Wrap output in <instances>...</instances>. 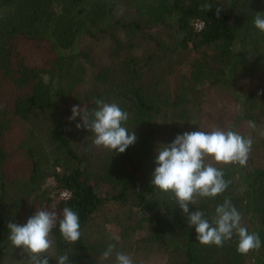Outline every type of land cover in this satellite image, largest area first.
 <instances>
[{
    "label": "trees",
    "instance_id": "obj_1",
    "mask_svg": "<svg viewBox=\"0 0 264 264\" xmlns=\"http://www.w3.org/2000/svg\"><path fill=\"white\" fill-rule=\"evenodd\" d=\"M233 2L232 6H235ZM204 4H210L212 9L209 11L202 7ZM117 8L123 9V12L135 10L136 16L123 17L117 13ZM217 9L218 5L212 0H0V179L4 158L2 141L8 122L12 118L23 120L48 110L57 111L60 106L63 114L60 112L59 119L53 124L50 140L74 167L67 173L53 171L51 177L54 195L66 191L68 198L55 200L39 188L38 167L32 161L27 183L29 194L39 208L56 211L60 217L64 207L71 208L79 215L81 230L104 202H129L146 214L151 242L165 250L168 264H246V258L251 259L253 264H264V164L244 171L239 164H215L209 158L207 162L224 172L228 187L215 198H200L196 204L189 206L190 212L201 210L205 218L212 220L216 207L229 199L241 213L242 225L249 232L257 233L261 240L260 249L247 254L237 251L238 237L235 234L222 247L200 244L195 229L188 225L185 215L172 199L173 194L161 192L152 186L157 150L153 151L150 145L155 139L163 137L164 145H167L183 132L215 129L210 124H200L203 121L201 118L198 120L197 112L181 109L180 104L185 101L182 94L176 93L170 97L157 89H150L160 84L157 79L160 73L152 77L148 85L141 82L137 85L134 79L138 81L140 73L126 68L124 74L127 82L117 87L123 102L119 107L130 111L124 126L130 132L133 130L137 141L122 154L103 148V156L96 162V177H91L109 187L108 196H101L97 183L89 182V175L84 173V158L75 152L65 138L67 127L63 117L67 111H71L69 101L72 92L71 89L66 90L69 86L61 84L60 78L72 58L69 59L62 52L68 50L78 36H108L114 44L113 53H116L120 48L114 34L117 28L141 33L142 27L160 25L172 32L169 47L166 48L164 41L156 35L142 34L145 40L153 44L156 53L163 52V56L167 57L166 53L172 50L201 51L200 60L192 67L191 73V79L198 84L196 86L209 83L211 75L215 77V73H208L203 68V57L208 49L213 52L212 61L221 64L217 68V76L226 74L231 83L238 62L233 50L235 43L258 44L259 41L251 36L248 38L250 42H247L246 32L237 33L230 16L222 11L218 14ZM194 19H201L204 23L203 29L196 34L191 30ZM39 44L48 59L41 66H36L26 61L20 48ZM253 50L257 51V46ZM154 56L152 53L147 55L145 64L153 62ZM213 81L220 82L218 79ZM258 96V91L245 93L240 98V111L233 116L230 126L224 128L252 139L249 158L254 153H264V132L254 137L246 134L249 121L258 122L260 117H264V102L259 105L256 101ZM4 99V103H1ZM92 99L91 104L82 103L88 112L97 109L95 101L101 99L100 93L95 91ZM2 104L6 106L1 107ZM125 104H129V109L124 107ZM166 107L169 108V119L163 115L165 124L155 125L154 120ZM177 119L183 123L178 124ZM9 222L23 225L15 218H0V252L4 248L3 236L9 234ZM51 238L55 250L62 253L65 240L60 234L58 222ZM72 246L76 249V256H71L70 260L87 257L88 249L81 237Z\"/></svg>",
    "mask_w": 264,
    "mask_h": 264
},
{
    "label": "rangeland",
    "instance_id": "obj_2",
    "mask_svg": "<svg viewBox=\"0 0 264 264\" xmlns=\"http://www.w3.org/2000/svg\"><path fill=\"white\" fill-rule=\"evenodd\" d=\"M212 1L218 5L220 11L230 16V21L237 29V33L246 32L247 42H250L248 38L251 36L259 41L258 44L241 45L238 41L235 43L233 50L238 62L231 83L226 74L217 76V68H220L221 64L212 61L211 49L206 50L204 54L205 67L203 68L208 73H215V77L211 75L210 82H203L199 85L200 88L191 79V73L192 67L200 60L201 51L196 53L191 50H172L171 53H166L167 57L163 56V52L156 53L157 50L153 44L145 40L142 34L156 35L159 40L164 41V46L167 48L171 45L172 32H169L166 27L160 25L142 27L141 33L117 28L114 34L120 43V48L116 53H113V42L105 35L95 38L80 35L68 50L62 52L69 59L72 58L70 64L65 66L60 78L61 84L69 86L66 90L71 89L72 92V99L69 101L70 109L76 105L83 108L82 103L91 104L95 91L100 93L101 100L104 102L116 103L120 106L123 102L118 95L120 90L117 87L123 85L122 82H127L124 74L126 68L140 73L138 81L132 78L137 85L140 82L148 85L152 77H157L160 73L157 78L160 84L157 88L150 89L154 91L157 89L158 92H164L170 97L176 93L182 94L185 101L183 105L180 104L181 109L197 112L198 120L202 119L203 122L200 124H204L203 126L210 124L221 129L230 126L233 116L241 109L240 98L245 93L260 92L256 101L262 105L261 103L264 102V33L255 28L254 19L255 14H263L264 0ZM232 2L235 6H232ZM117 13L123 17L136 16V11L132 9L123 12V9L117 8ZM255 46L257 51L253 50ZM41 47V44L28 48L22 47L20 53L30 64L41 66L48 59L45 50ZM151 53L155 55L153 62L146 65L144 59ZM216 79L220 82L213 83ZM114 87L116 89H112ZM8 96L11 97V95ZM5 99L1 103H4ZM4 106L6 105H1V107ZM124 107L129 109V104H125ZM57 108V111L48 110L23 120L12 118L8 122L2 141L4 158L1 162L0 218H15L19 223L25 224L29 217L43 208H39L29 194L27 179L32 161L38 167L39 188L43 189L46 195L58 200L53 192L54 183L51 174L53 171L67 173L74 164L67 160L62 151L56 149L55 144L50 140L53 124L62 112L60 106ZM168 110V107L161 109V115L154 120L155 125L165 124L163 115H167L166 119H169ZM129 112L127 111L128 114ZM89 113L91 114L92 110ZM71 115L69 110L63 117L67 127L65 138L75 152L84 158L86 167L84 173L89 175V182L97 183V190L101 196H108L109 187L91 177H96V162L103 156V148L94 145V136L90 132L83 127L76 128L75 125L82 122L79 118L70 121ZM176 121L178 124L183 123L181 119ZM253 124L255 127L247 125L246 134L253 137L261 135L264 132V117H260L258 122ZM164 143L163 137H160L155 139L150 147L155 151ZM253 155L242 167L244 171L258 164H264V153ZM80 231L83 243L88 249L87 257L77 261L70 260L71 256H76V249L72 244L65 241L63 252L58 253L53 242V248L46 254L49 257V264H57L56 257L60 255H67L69 264H115V254L108 260L102 259V253L110 244L116 245L115 251L130 255L134 264L169 263L165 250L155 242H151L146 214L129 202L125 204L104 202ZM3 237L4 248L0 252V264H18L21 260H27V253L13 247L8 239L9 234ZM245 262L253 264L249 258H246Z\"/></svg>",
    "mask_w": 264,
    "mask_h": 264
},
{
    "label": "clouds",
    "instance_id": "obj_3",
    "mask_svg": "<svg viewBox=\"0 0 264 264\" xmlns=\"http://www.w3.org/2000/svg\"><path fill=\"white\" fill-rule=\"evenodd\" d=\"M202 7L212 9L210 4ZM220 10L217 9L219 14ZM254 26L264 33V14H255ZM98 106L91 114L80 105L71 109L70 121L80 119L77 129L83 127L93 136V143L117 154L124 153L137 141V136L124 125L128 113L116 103L95 101ZM250 127L255 125L249 121ZM253 141L232 130L215 128L211 131H186L178 134L174 141L159 145L155 158L152 186L164 193H172V199L185 215L187 223L195 229L196 239L202 245L222 247L235 234L238 237L237 251L247 254L261 247L257 233L249 232L243 226L241 213L229 199L218 205L212 220L205 218L201 210L191 211L189 206L200 198H215L223 194L228 182L224 172L207 162L210 158L215 164H247ZM59 226L63 239L75 244L81 237L79 215L69 207H64L62 217L56 211L37 210L23 225L9 222V237L14 248L27 253V260L18 264H49L48 254L53 248L51 233ZM116 245L110 244L102 253L108 260L115 254V264H134L132 257L124 252L115 251ZM57 264H69L67 255L56 257Z\"/></svg>",
    "mask_w": 264,
    "mask_h": 264
},
{
    "label": "built area",
    "instance_id": "obj_4",
    "mask_svg": "<svg viewBox=\"0 0 264 264\" xmlns=\"http://www.w3.org/2000/svg\"><path fill=\"white\" fill-rule=\"evenodd\" d=\"M204 27V23L201 19H194L191 23V30L193 33H199ZM57 198L59 201H64L68 198V193L66 191H60L57 194Z\"/></svg>",
    "mask_w": 264,
    "mask_h": 264
}]
</instances>
